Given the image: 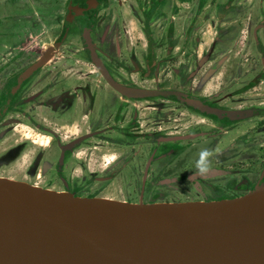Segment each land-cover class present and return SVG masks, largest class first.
<instances>
[{
	"label": "flooded vegetation",
	"instance_id": "flooded-vegetation-1",
	"mask_svg": "<svg viewBox=\"0 0 264 264\" xmlns=\"http://www.w3.org/2000/svg\"><path fill=\"white\" fill-rule=\"evenodd\" d=\"M60 2L0 0V178L146 204L264 186V0Z\"/></svg>",
	"mask_w": 264,
	"mask_h": 264
},
{
	"label": "water",
	"instance_id": "water-1",
	"mask_svg": "<svg viewBox=\"0 0 264 264\" xmlns=\"http://www.w3.org/2000/svg\"><path fill=\"white\" fill-rule=\"evenodd\" d=\"M0 264H264V186L146 204L0 178Z\"/></svg>",
	"mask_w": 264,
	"mask_h": 264
},
{
	"label": "rangeland",
	"instance_id": "rangeland-1",
	"mask_svg": "<svg viewBox=\"0 0 264 264\" xmlns=\"http://www.w3.org/2000/svg\"><path fill=\"white\" fill-rule=\"evenodd\" d=\"M60 1L61 0H44V2L46 4V7H44V10H48V12H50L49 16H51V18H53L56 15L55 14V7H56L57 4L61 5ZM56 2H57V4H55ZM60 7L61 6H59V9H60ZM51 14H53V15H51ZM51 18L49 17L48 21L51 20ZM33 21H35V19ZM158 36H159V38L156 41L157 45H161V43L164 44L163 40H165V38L163 37V35L158 34ZM53 40H54V34H52L51 31H49L48 32L47 41H48V43H51ZM168 67H169V64L165 63V67L164 68L167 70ZM156 102H164L165 105H163L164 103L162 105L164 106L163 108H164V110H166V112H168V113L169 112H174V113L177 114L178 120L182 119V120L185 121V123L190 124L191 118H190L189 114L185 111V108L183 107V105L174 104V103H171V102L161 101V100L156 101ZM175 109H176V111H175ZM181 109H183V111ZM182 114H183V116H182ZM180 116H182V117H180ZM23 133H24V137L22 139L23 140H36V145H34V144L33 145L36 146L38 149L41 148L42 145L46 146L49 143V141H50V136L48 134H43V133H41L38 130H31L29 132L25 131ZM42 135L44 136V138L42 137ZM232 138H233V135H231V134L226 136V137H224V138L221 137V138H219V143H222L225 140L226 141L232 140ZM190 141H187V143L194 144V141H191V142ZM200 141H204V140H200ZM210 141H212V140H210ZM213 142H208V143L203 144L204 146L202 148H205V151L208 153V157L214 156L213 152H214L215 149L213 148V146H214ZM199 147H201V146H199ZM51 151L53 152L52 149H51ZM34 156L35 155L33 154L32 155V159L34 158ZM208 157H206V158H208ZM29 164H30V161H29V159H27L26 162H24V163L22 162L18 167L15 166L16 169H15V167H13V168H10V170L13 171V172L17 171V174L19 176H22V175H24V173H26L27 169L29 170V168L27 167ZM94 186L98 187L99 185H94ZM101 186H104V185L101 184L100 187ZM104 195H106V194L104 193Z\"/></svg>",
	"mask_w": 264,
	"mask_h": 264
},
{
	"label": "crops",
	"instance_id": "crops-1",
	"mask_svg": "<svg viewBox=\"0 0 264 264\" xmlns=\"http://www.w3.org/2000/svg\"><path fill=\"white\" fill-rule=\"evenodd\" d=\"M38 10H39V9L36 8L34 12L38 13V15H39V17H40V15L42 14V12H39ZM44 11H45L44 13H45L46 15L50 14V12H48V10H44ZM45 14H44V15H45ZM34 31H35V30H34ZM34 31H33V32H34ZM75 126H77L76 123H75ZM74 132H76V131H74ZM47 139H48V138H47Z\"/></svg>",
	"mask_w": 264,
	"mask_h": 264
},
{
	"label": "clouds",
	"instance_id": "clouds-1",
	"mask_svg": "<svg viewBox=\"0 0 264 264\" xmlns=\"http://www.w3.org/2000/svg\"><path fill=\"white\" fill-rule=\"evenodd\" d=\"M202 156L203 157H207L208 156V153L205 151V152L202 153ZM204 171H205V169H201V172H204Z\"/></svg>",
	"mask_w": 264,
	"mask_h": 264
}]
</instances>
